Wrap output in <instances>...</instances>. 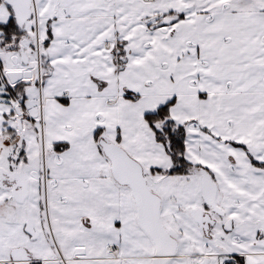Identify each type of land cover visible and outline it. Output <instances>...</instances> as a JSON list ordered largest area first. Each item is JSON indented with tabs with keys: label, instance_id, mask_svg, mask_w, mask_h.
Masks as SVG:
<instances>
[{
	"label": "snow or ice",
	"instance_id": "6c2138e0",
	"mask_svg": "<svg viewBox=\"0 0 264 264\" xmlns=\"http://www.w3.org/2000/svg\"><path fill=\"white\" fill-rule=\"evenodd\" d=\"M0 264H264V0H0Z\"/></svg>",
	"mask_w": 264,
	"mask_h": 264
}]
</instances>
